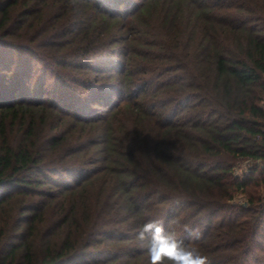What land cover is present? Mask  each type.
<instances>
[{
	"label": "trees",
	"instance_id": "obj_1",
	"mask_svg": "<svg viewBox=\"0 0 264 264\" xmlns=\"http://www.w3.org/2000/svg\"><path fill=\"white\" fill-rule=\"evenodd\" d=\"M79 1L101 8L108 26L117 5L133 4L135 18L159 0H0V264H149L136 233L152 219L209 264H264V0L160 2L172 25L142 91L167 96L157 97L161 111L136 105L122 119L85 115L86 105L124 101L146 81L126 83L136 71L127 54L96 65L117 34L108 49L80 17L66 37L69 19L58 20ZM44 21L55 29L31 33ZM35 65L39 93L24 79ZM84 68L124 87L106 91ZM48 76L88 93L61 88L45 100ZM247 158L260 164L241 179L233 170ZM239 192L247 205L231 202Z\"/></svg>",
	"mask_w": 264,
	"mask_h": 264
},
{
	"label": "rangeland",
	"instance_id": "obj_2",
	"mask_svg": "<svg viewBox=\"0 0 264 264\" xmlns=\"http://www.w3.org/2000/svg\"><path fill=\"white\" fill-rule=\"evenodd\" d=\"M128 2H134L136 4H139L140 2H142L143 0H126ZM203 1V0H202ZM214 1V2H212ZM210 2V4H216L215 1H219V0H212ZM127 2V3H128ZM157 3L154 4L153 9H149L147 12L143 13L140 12L138 15H136L135 18H133V16H130V11L129 9L133 8V4L128 3V7L126 6V4L124 3L123 6H121L122 11H119L118 9V5L117 7H114V9L112 8V12L114 13L113 15H120L116 16L119 17V21H115L112 20L111 23L107 26L104 22H102V17H101V8L98 7H93L91 5L86 4L85 2H80L77 5V9L75 10H70L69 15L63 16V18H61L60 20H58V26H61V22L64 21L65 18H68L69 20L67 21V32L69 33L66 37L69 38H73L74 34H72L71 32V28L73 26L76 27L77 24V20L81 19L83 21H85V23L87 25H91L90 29H89V37L90 39H95L94 37L97 35V37H101L104 38V46L108 45V49L111 47L109 45L111 44H107L105 42V40H108L109 37L113 34H117L118 35V44H116L114 46V48L112 50H110L109 55L103 60L104 62L96 64L99 67L102 68H106L105 66L108 65L110 63V61L112 60V62H114L115 59H119L120 61H122L123 59H126V54L128 56H130V60H129V64L131 65V68H135V72H133L130 76V74L128 75V77L125 78L126 83L128 82H132L131 78H133L134 82H132L131 84H140L139 82H143V80H145L146 82L141 83L139 86H134L132 87L133 92L129 93L130 95L126 96V100L123 101V99L119 96L117 97H110V100L106 101L105 104L103 102H98L97 104H87L86 108H85V115H116L117 118H123L124 115H132L131 111L135 110L133 108V106H140L144 111H150V107L152 109V111L154 112H159L161 111V108L158 106L161 105L160 102L158 104L157 97L161 96V97H166L167 96V92L163 93L162 91L158 93V95H152V87L149 90H145L142 91V84H147V86L150 84V86H152V81L155 78H152L153 76H156L157 74H153L152 70L157 69L158 64H160V62L157 61V56L161 55V51L163 50V46L166 44L164 43V40L167 38V34L170 32L169 30V26L172 25V23H167V19L168 16L167 14H165L163 6H161V3H163V0H159L156 1ZM74 4V3H72ZM159 10L161 11V13H158ZM126 11V12H125ZM125 13H127L128 15H125ZM155 13V16H154ZM81 17V18H80ZM46 21H44L42 24V26L32 30L31 33H34L35 31L37 33H39L40 31H43V29L46 28V30H51L53 31L55 29L56 25H49L45 23ZM179 22V21H178ZM52 23V22H51ZM66 25V24H65ZM72 26L70 29L69 26ZM178 27H180L179 29L173 30V33H176V31H181L182 26L178 25ZM50 28V29H49ZM45 30V31H46ZM113 32V33H112ZM45 33V32H44ZM101 33V34H100ZM169 35V34H168ZM81 38L80 35L75 36V40L78 41ZM99 40V39H96ZM68 49H70L69 51H72L71 46L68 47ZM67 50V48H66ZM69 55L71 54V52L68 53ZM100 56H103L104 53L100 52L99 53ZM118 60V62H119ZM76 61V60H75ZM71 62V61H70ZM77 62L80 63V66L83 65V62L78 59ZM94 62V61H92ZM91 62V63H92ZM17 66H15L16 69ZM71 68H68L66 71H68L71 75L75 74L76 72H78V70H73ZM57 69V66H56ZM79 69V68H78ZM82 69H80V73L81 76L82 74H85V76H88L90 73L89 68H84L83 72H81ZM44 68L42 66H38L35 65V69L33 70L32 73H30V77L27 76V79L24 78L27 81V85H31L29 87H31V89L33 90V93H36L38 91V93L40 92L38 89H36L35 91V87L40 85L39 83L41 82V78L42 81L44 80V78L42 77V75H44ZM156 71V70H155ZM125 73V72H124ZM127 73V72H126ZM92 74V75H91ZM27 75V74H26ZM97 74H94V72L90 73V77L92 78V81H94V84L97 85L98 87H105L104 90L109 91L111 90L113 87H115L116 85H119V83H117L119 78H109L110 74L107 76H104L103 79L100 78V76H96ZM123 75V74H122ZM164 75V74H163ZM163 75H161V73L158 75V78L160 76L159 79H165V77H163ZM23 77H21L22 79ZM100 78L99 81L97 82L96 79ZM129 78V80H128ZM156 78V79H158ZM158 82L162 81L159 80ZM98 80V79H97ZM142 80V81H140ZM66 79L64 78H60V80H57V78L55 77H49L47 79V84L44 87L43 91L46 93L43 96V99L48 100L51 97H53L54 95L60 93V89H63V93L67 92L68 93H72L73 95H79L80 99L81 97H83L84 95H87L88 93V89L83 87V86H79L77 84L72 83L70 85L69 89H64L63 88V83L66 84ZM121 82V81H119ZM136 82V83H135ZM122 83V82H121ZM62 85V87H61ZM124 85V84H123ZM55 86L59 87L57 88V91L55 90ZM120 87H124L119 85ZM67 88V86H66ZM143 88H145L143 86ZM61 89V90H62ZM103 90V91H104ZM73 95H71V97H73ZM107 95V94H105ZM156 96V97H155ZM75 97V96H74ZM109 97V96H108ZM128 97V99H127ZM156 98V99H155ZM129 100V101H128ZM101 101V100H100ZM108 103V104H106ZM107 105V106H106ZM118 107V109H117ZM120 107V108H119ZM131 107V109H130ZM173 107V103H170L169 106L164 110L166 111V113L169 110H172ZM131 110V111H130ZM165 115H168V113ZM256 162V163H255ZM253 164V166H256L259 164L258 161H255ZM239 166L236 171L240 174H243L242 171L245 170V167L247 166V163L245 160H240V162L238 161L235 165V167ZM242 169V171H241ZM234 171V170H233ZM240 171V172H239ZM250 171V170H248ZM234 173V172H233ZM236 175V174H234ZM245 176V174H244ZM243 176V178H244ZM239 178L242 179L241 176L238 175ZM261 196L262 198L264 197V190L261 191ZM232 203H236V204H240V205H244V203L246 202V205L248 204L247 201V197L245 193H237L235 195V197L231 200Z\"/></svg>",
	"mask_w": 264,
	"mask_h": 264
},
{
	"label": "clouds",
	"instance_id": "obj_3",
	"mask_svg": "<svg viewBox=\"0 0 264 264\" xmlns=\"http://www.w3.org/2000/svg\"><path fill=\"white\" fill-rule=\"evenodd\" d=\"M199 239V229H187ZM141 244L147 243L149 264H209L208 257L191 247L173 233L166 231L162 220L152 219L136 233Z\"/></svg>",
	"mask_w": 264,
	"mask_h": 264
},
{
	"label": "built area",
	"instance_id": "obj_4",
	"mask_svg": "<svg viewBox=\"0 0 264 264\" xmlns=\"http://www.w3.org/2000/svg\"><path fill=\"white\" fill-rule=\"evenodd\" d=\"M262 106L264 107V100H263V102H262ZM243 160H245L246 161V163H247V166L245 167V170L244 171H242V169H241V171H242V173L243 174H240V173H238L236 170L237 169H240V168H238L239 166H237V167H234V174H236V176H241L242 178H243V176H244V174L246 173V172H248V170H250L252 167H253V163L255 162V161H253L252 159H249V158H247V159H243ZM240 162V161H239ZM258 162H259V164H260V161L258 160ZM256 163V162H255ZM240 172V171H239ZM263 199V202H264V197L262 198Z\"/></svg>",
	"mask_w": 264,
	"mask_h": 264
},
{
	"label": "water",
	"instance_id": "obj_5",
	"mask_svg": "<svg viewBox=\"0 0 264 264\" xmlns=\"http://www.w3.org/2000/svg\"><path fill=\"white\" fill-rule=\"evenodd\" d=\"M244 205H246V202L244 203Z\"/></svg>",
	"mask_w": 264,
	"mask_h": 264
}]
</instances>
